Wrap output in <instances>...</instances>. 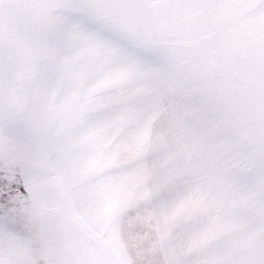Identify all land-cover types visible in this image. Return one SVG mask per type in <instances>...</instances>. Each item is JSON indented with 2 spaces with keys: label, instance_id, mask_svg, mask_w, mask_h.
<instances>
[{
  "label": "snow or ice",
  "instance_id": "obj_1",
  "mask_svg": "<svg viewBox=\"0 0 264 264\" xmlns=\"http://www.w3.org/2000/svg\"><path fill=\"white\" fill-rule=\"evenodd\" d=\"M0 264H264V0H0Z\"/></svg>",
  "mask_w": 264,
  "mask_h": 264
}]
</instances>
